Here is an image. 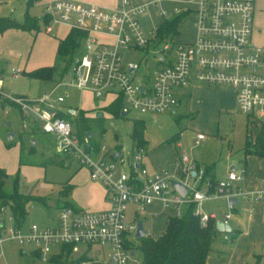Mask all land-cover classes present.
Masks as SVG:
<instances>
[{"label": "built area", "instance_id": "1", "mask_svg": "<svg viewBox=\"0 0 264 264\" xmlns=\"http://www.w3.org/2000/svg\"><path fill=\"white\" fill-rule=\"evenodd\" d=\"M195 2L198 24L197 36L192 41H177L174 36L159 40L156 27L145 29L142 17L147 12L148 3L121 0L111 9L77 0H49L45 3L38 18L45 22L46 32L52 33L55 23L85 32L72 58L73 72L37 98L7 91L0 75V102H4L6 111L12 105L17 106L25 126L36 123L44 132L54 133L59 139V151L88 167L92 179L105 185L112 206L87 210L64 205L54 225L34 223L24 232L16 223L14 214L10 217L14 224H6L2 215L7 205H1L0 243L16 240L21 244H33L44 262L56 255L54 246H71L73 251L86 246L108 248L111 264H142L127 248L130 235L137 230V223L127 219L130 202L145 205L158 199L164 207H174L177 215L184 212L182 208L185 210L193 204V213L202 223L213 219L214 224L217 220L229 222L230 213L203 211L201 204L205 200L218 196L226 199L244 196L264 203L263 184L252 190L236 184L244 178V169L229 170L225 178L216 182L213 191L194 188L189 177L195 171V165L185 152L179 160L185 178L180 179H176L167 168L151 171L143 160V149L134 150L129 158L121 157L120 164L114 163L106 158L108 149L105 144L96 148L88 135L81 136L76 131L74 121L68 115L75 116L79 110L62 108L66 97L57 94L61 85L91 89L97 98L106 95L121 97V111L124 113L132 108L162 113L177 105L174 93L177 87L192 83L228 86L236 90L238 109L250 120L264 117V47L251 44L253 2ZM137 49L145 50V63L148 62L147 52H154L153 79L144 80L141 76V62L124 58L123 50ZM12 70L18 77L21 70ZM204 137L205 134L199 132L194 142L198 143ZM97 149L102 153L99 157L95 155ZM202 172L199 170L196 175L201 177ZM171 179L187 186L185 195L174 189ZM222 234L224 239H231L229 232Z\"/></svg>", "mask_w": 264, "mask_h": 264}, {"label": "rangeland", "instance_id": "2", "mask_svg": "<svg viewBox=\"0 0 264 264\" xmlns=\"http://www.w3.org/2000/svg\"><path fill=\"white\" fill-rule=\"evenodd\" d=\"M4 1L13 2V5L17 6V11L11 15H16L18 19L24 18L26 0ZM34 11L36 9L31 8V12L34 13ZM148 11L144 18V24L146 26L156 25L159 22V18L156 16L158 14L157 10L154 12L152 8H149ZM168 15L172 14L169 13ZM183 20L177 25L179 34H177L176 39L188 41L192 38L190 37L191 33H194L191 25L193 17L189 16L185 21ZM65 33L66 29L63 30L60 36ZM24 37L27 39L26 43L23 42ZM48 37L50 35L46 33L45 27L41 25L39 31L22 30L18 36L15 35L14 41L7 46L0 44V48H2L0 50V68L5 71V87L9 92L28 93L30 96L35 97L42 91L44 82L29 77L25 73L15 79L11 75V69L22 67L28 70L33 66H40V63L45 61L44 59L47 56ZM54 38L59 40L56 37ZM17 43H23V46H17ZM122 53L126 60L141 62L140 73L144 80L145 78L153 79L155 68L153 59L155 54L153 51L147 52V63L143 61L145 50H123ZM53 63L58 70L62 69L61 71H63L65 77L72 74L74 69L73 59H58L57 57L53 60ZM47 85L51 86V82ZM66 93H68V101L72 105L91 108L92 100L87 90L82 91L63 87L57 92V94L63 95ZM64 105L67 104L63 103L62 107H65ZM207 105L209 107L205 105L203 98L196 97L193 100V106L190 103L186 105L183 101L175 112L151 113L132 108L127 114L117 117L105 113V130L101 131L95 126L94 132L96 137L100 138L101 143L105 144L108 149L106 158L116 164L121 162V157H114V152L118 147L121 148V152L126 158H129L133 152L134 146L131 134L134 119H142L146 125L145 135L150 142L149 147L153 150V155L162 152L164 158L170 159L172 152L177 151L178 157L185 152L190 160H198L207 164L214 163L218 170L223 171L228 170L232 164L240 165L243 158V147L253 125H251L247 115L241 112L238 107L236 109L222 108L218 113L210 116L208 114L210 104ZM194 114L196 116H193ZM69 118L74 119V116H69ZM74 128L79 133L75 123ZM198 132L204 133L205 137L200 142L195 143L194 140ZM11 133H14L13 137H10ZM171 137H174L173 141L169 140ZM58 141L59 139L55 134L45 133L44 131L31 133L29 128L24 126L18 108L10 107L6 111L5 108L0 107V167L5 169L8 174L5 190L12 192L15 180L18 179L21 192L48 195L49 197L46 202L38 200L29 202L28 213L20 224L24 232L34 223L43 226L55 224L58 214L56 205L57 200L60 199L58 190L62 187L61 185L70 180L76 169L77 162L75 160L70 162L71 164L68 166L54 163L52 158H48V150L55 149ZM178 142L180 144L177 147ZM33 147L35 150L31 152L30 150ZM60 156L62 155H56L58 158ZM143 160L149 168L153 167L149 156L144 155ZM168 166L170 169L172 162H169ZM65 190L64 192H66ZM223 203H225V200H223ZM12 214V208L7 205L6 212L2 216L6 219L8 226L14 224L10 221ZM133 238L137 240L136 243L139 242L134 234ZM79 247L81 249L78 252H72L71 254V260L74 264H77L76 261L81 259L79 255L86 251L84 246ZM36 251L37 248L33 244H21L16 240L0 243V264H53L50 261L44 262L40 256L35 254ZM137 256L144 264L143 254L137 251ZM85 261H89L85 264H106L107 262L98 259L90 261L87 257Z\"/></svg>", "mask_w": 264, "mask_h": 264}, {"label": "crops", "instance_id": "3", "mask_svg": "<svg viewBox=\"0 0 264 264\" xmlns=\"http://www.w3.org/2000/svg\"><path fill=\"white\" fill-rule=\"evenodd\" d=\"M47 1L49 0H26L24 18L26 16L27 11L33 17L40 16L43 13L44 5ZM77 1L96 4L107 9L115 8L121 2V0H77ZM133 1L138 3H148L149 4L148 9L152 8L154 12L157 10L158 14L156 16L159 18V22L156 25L146 26L144 24V18L149 12L148 9L146 14L142 17V24L144 28L147 30L159 26V24L163 21L165 17L164 13L167 14L166 15L167 17H172L178 13L186 11L181 21L184 18L187 19L189 16L190 17L192 16L193 20L191 22V25L194 30V33L193 34L191 33L190 35V37L192 38L189 39L188 41H192L196 38L198 15L196 12L195 0H133ZM251 1L253 2L254 5L251 44L252 46L264 47V0H251ZM20 5L22 4L20 3ZM31 8L36 9V11L32 13ZM17 9H18L17 6L13 5V2L0 0V14H4V16H11L18 19L16 15L15 16L11 15V14H15ZM169 13L172 15L169 16L168 15ZM24 18L18 20H24ZM185 19L183 21H185ZM41 25L45 27V22L42 20H40V26ZM65 29H66V33L63 36H60L63 30ZM71 29L72 28L66 24L55 23L53 24V32L52 33L46 32L48 35H50V37H48L47 56L44 59L45 61L40 63V66L38 67L54 65L53 60L57 58V49H58L59 41L60 39L65 38ZM22 30L24 29L10 28L4 31L3 33H0V44L2 46L9 45L14 41L15 35L18 36V34H20ZM177 34H179V32H177ZM177 34L174 36L175 40H177L176 39L178 36ZM53 36L58 38L59 40H56ZM26 40L27 39H25L24 37L23 42L26 43ZM22 44L17 43V46L19 45L20 47H22L23 46ZM1 49L2 48H0V50ZM38 67L33 66L28 70H26V68L19 67L17 69H20L21 72L19 73L18 77L14 76L12 70L14 68L13 67L11 69V73H12L11 75L13 78L17 79L20 77L21 74L23 73L27 74L28 71L36 69ZM61 70L62 69L56 71L54 78L51 80L35 78L38 79L40 82L45 83L42 91L35 97L30 96L28 93H17V92H12V93L25 95L32 98H37L41 96L46 90L55 87L57 82L65 78V75ZM4 74H5L4 69L0 68V75L3 76V78H4ZM28 76L32 77L30 75ZM49 82H51V86L47 85ZM5 84L6 82L4 78V86ZM63 87L66 89H73V88L80 89L77 87L61 85L58 87L57 92L60 88ZM80 90L82 91L87 90L90 93V97L92 100L91 108L72 105L68 101V93L64 95L66 97L64 103L67 104L64 105L65 107L76 108L79 110V112L83 110L85 111L86 115L91 117L99 116L105 118V113L113 117V115L107 110V108L116 99H118V97H116L115 95H106L101 98H97L91 89H80ZM174 93L177 97V105L172 110H169L170 112L177 111L183 101H185L186 105H189L190 103V105L193 106V100L196 97L203 98L206 106L209 107V105L207 104H210L211 110L210 108L208 109V114H210V116H213L212 114L218 113L222 108L236 109L238 107L236 90L228 86H215V85H207L200 83H192L187 86L175 88ZM10 107L18 108L15 105H12ZM65 107L62 108L65 109ZM69 116L70 115H68V117ZM193 116H196V114H194ZM249 121L253 126H251V130L247 135V140L249 139L253 141L257 133L261 129L262 125L264 124V117L255 121L249 119ZM25 127H28L31 133L36 131H43L40 128V126L36 123H31L29 126H25ZM90 131L93 133L92 136H89ZM90 131H88V134L86 135H88L90 138L94 137V140L100 142L101 145L102 144L101 140L100 138L96 137L94 129ZM49 134H54V133H49ZM149 144L150 142L148 140L147 147L146 149H143V151L145 152V155L149 156L151 159L153 167L151 168L148 167L151 171L153 172L160 171L165 168L169 169L168 164L169 162H172V167H170V169L173 172L174 177L176 179H180L183 177L185 178V176H183L181 171V164L179 161L180 157H178L177 151L172 152L170 159L164 158L162 152L157 155H153V150L150 149ZM179 144L180 143L178 142L176 146L178 147ZM95 147L97 148V146ZM34 150L35 148L33 147L31 148L30 151L33 152ZM48 151H49L48 158H53L56 155L61 154L62 156H60L59 158L65 159L64 164L68 166L69 164H71L70 162L74 160L75 162H77L76 169L70 180H68L63 185H61L63 187V190H64V186H69L70 187L69 193L66 194L62 190V187L58 190L59 191L58 195L60 199L57 200L58 203L56 206L58 208V214L56 216L55 223L57 222L61 207L66 204L73 205L79 209H87V210H101L112 206V201L109 195L107 194L105 185L100 181H96L92 179L91 171L88 167L80 165L79 162L76 159L72 158L70 155L60 152L59 141L55 149L53 150L49 149ZM97 151L98 152H96L95 154L97 157L102 155V153L98 149ZM114 157L116 158L125 157L122 154L120 147H118V149H116V151L114 152ZM191 161L195 165V171L191 172V176L189 177V182L194 188L200 189L202 191H207V190L213 191L216 182L221 178H225L229 170H234V169L238 171L244 169L245 171L244 178L241 181L236 182L237 185L243 187L244 189L252 190L257 188L261 184L264 185V156H260L255 153H246V154L243 153V158L241 159L240 165L236 166L232 164L228 170H224V171L218 170L214 163L207 164L198 160H191ZM199 170L203 171L201 177H198V174L196 175V173ZM210 178L213 179L212 183L208 182ZM207 183L210 185V187L207 185ZM61 192L65 193L66 195L65 194L61 195ZM46 196L48 200L49 197L48 195ZM223 200H225V203H223ZM201 208L205 212H221L222 214L230 213L229 223L231 225L232 231L237 232L236 238L233 240L224 239L222 234L223 232H220L219 235L211 243V250L206 256L205 264H247L254 262L255 260L254 256H259L260 257L259 264H264V258L262 257V255H264V203L262 201H254L248 197L243 196L240 198V202L235 203L232 207H230L228 203V199L222 196H218L215 198L205 200L201 204ZM182 211H184V208H182ZM175 215H177V210L174 207L171 206L164 207L160 202V200L158 199H155L151 203L145 205H140L134 202H130L127 210V219L131 222H136V223L138 222V220H144V226L145 229L147 230V234L153 237L159 236L165 230L168 218ZM129 238L131 241L134 242L137 241L133 238V235H130ZM55 247H57V249H55ZM84 247L86 251L83 254H80L79 258L87 257V259H89L90 261H93L94 259H98L100 261L104 260L107 261L106 264H111L109 261L108 248L86 247V246ZM53 249L56 255L58 254L60 255V252L62 251L63 247L54 246ZM79 249H81V247H79L77 251H73V252L74 253L78 252ZM131 251L133 250L131 249ZM132 253L135 254L136 257H138L137 251H133ZM35 254L39 256V253L37 251L35 252ZM103 256L105 257L103 258ZM87 262L89 261H84L82 264Z\"/></svg>", "mask_w": 264, "mask_h": 264}, {"label": "trees", "instance_id": "4", "mask_svg": "<svg viewBox=\"0 0 264 264\" xmlns=\"http://www.w3.org/2000/svg\"><path fill=\"white\" fill-rule=\"evenodd\" d=\"M186 11L178 13L172 17L165 16L163 21L156 27L157 37L159 40L173 37L177 34V25L184 17ZM10 28H20L24 30H39L40 20L38 17L31 16L28 11L24 20H18L11 16L0 15V33H3ZM85 32L72 28L65 38L60 39L57 49L58 59L69 58L72 60L77 49L81 45V41ZM56 65L42 66L27 72L28 75L38 78L51 80L57 71ZM123 99H116L107 110L117 117L122 115ZM4 102H0V107H3ZM74 123L77 125L81 136L88 134V131L98 127L101 131L105 130L104 117H91L85 114V111H80L74 117ZM146 125L142 119H134L132 131V139L134 150L146 149L148 140L145 135ZM171 137L169 140H173ZM92 143L100 147V142L91 138ZM243 153H255L264 156V124L257 133L253 141L247 140L243 149ZM65 159L53 157L52 161L58 164H64ZM8 174L5 169L0 167V205H9L15 216L16 223L21 224L22 219L28 213V204L30 201H47L46 195H36L33 193H23L19 190L18 179L15 180L14 190L7 192L5 190ZM208 182L212 183L210 178ZM66 187V188H65ZM66 194L69 193L70 187L64 186ZM64 191V190H63ZM65 193L61 192V195ZM65 194V195H66ZM69 205V204H66ZM194 205H188L181 215H175L168 218L165 230L157 237L149 234L138 238V243L128 240L127 248L133 251H140L143 254L144 264H205L207 254L211 250L212 241L219 235L220 231L216 229L214 220L210 219L206 223H202L197 215L193 213ZM231 239H235L237 232H230ZM73 247L63 246L60 255L52 256L50 262L53 264H74L71 260ZM255 260L247 264H259V256H254ZM264 258V255H262ZM86 257L76 261L77 264H82Z\"/></svg>", "mask_w": 264, "mask_h": 264}, {"label": "water", "instance_id": "5", "mask_svg": "<svg viewBox=\"0 0 264 264\" xmlns=\"http://www.w3.org/2000/svg\"><path fill=\"white\" fill-rule=\"evenodd\" d=\"M124 114L125 113L123 112V115ZM92 135H93V133L90 131L89 132V136H92ZM13 136H14V133H11L10 137H13ZM170 182L173 185L175 190H177L182 195L186 194L187 186L185 184H183L181 181L176 180V179H171ZM238 202H240V198L239 197H230V198H228V203H229L230 207H232L235 203H238ZM215 227L220 232H231L232 231L231 225H230V223L228 221L224 222L222 220H217L215 222ZM145 235H147V230L145 229V226H144V220H138V222H137V230H136L135 236L137 238H141V237H143Z\"/></svg>", "mask_w": 264, "mask_h": 264}]
</instances>
